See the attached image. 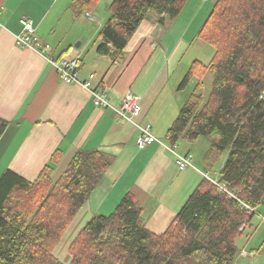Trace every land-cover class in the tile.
Listing matches in <instances>:
<instances>
[{
    "label": "trees",
    "instance_id": "trees-1",
    "mask_svg": "<svg viewBox=\"0 0 264 264\" xmlns=\"http://www.w3.org/2000/svg\"><path fill=\"white\" fill-rule=\"evenodd\" d=\"M187 1L113 0L96 53L118 60L144 20L154 19L164 30ZM99 2L72 0L69 8L77 17L90 14ZM200 29L198 37L215 53L207 65L193 62L179 83L178 90L192 77L197 80L165 139L169 146L207 139L205 172L225 155L215 179L258 208L264 201V0H215ZM206 72L212 73V88L203 100ZM6 127L0 118V137ZM109 166L105 154L79 150L56 181L50 166L33 182L4 172L0 264H65L55 250ZM251 218L203 179L169 227L155 234L145 227L134 197L125 194L110 215L93 216L78 231L68 246V264H233L236 240L251 227Z\"/></svg>",
    "mask_w": 264,
    "mask_h": 264
},
{
    "label": "crops",
    "instance_id": "crops-1",
    "mask_svg": "<svg viewBox=\"0 0 264 264\" xmlns=\"http://www.w3.org/2000/svg\"><path fill=\"white\" fill-rule=\"evenodd\" d=\"M112 1L107 0L108 7ZM59 3L0 0V118L7 122L0 137V176L11 171L33 182L50 166L52 180L56 181L77 151H99L108 157L110 166L65 235L73 229L74 238L91 217L110 215L125 194H131L142 210L145 227L160 234L204 179L203 157L209 146L204 143L203 156L193 159V168L183 171L158 143L137 148L139 133L132 124L120 120L110 109L95 107L85 89L63 83L43 56L17 46L14 36L21 32L19 20L29 18L36 28L38 44L49 47L47 54L56 59L78 57L79 79L86 81L94 74L91 85L100 87L112 105L119 106L127 93L139 97L140 113L133 121L140 126L149 124L154 137L168 145L165 135L178 114L171 104L176 96L166 91V77L161 75L162 34H167L171 22L162 30L154 19L144 20L120 58L112 61L96 53L92 40L108 18L109 8L105 13L95 8L93 18L85 15L87 20L92 19L95 32L83 40L84 44L80 36L71 44L66 37L55 35L53 25L43 32L47 17L54 9L58 12ZM76 43H80L78 48L74 47ZM198 142L189 144L181 139L175 146L179 150L184 143L198 146ZM187 153L193 157L188 147L179 154ZM63 239L55 255L66 263L72 239L61 251Z\"/></svg>",
    "mask_w": 264,
    "mask_h": 264
},
{
    "label": "rangeland",
    "instance_id": "rangeland-1",
    "mask_svg": "<svg viewBox=\"0 0 264 264\" xmlns=\"http://www.w3.org/2000/svg\"><path fill=\"white\" fill-rule=\"evenodd\" d=\"M213 2V0H188L181 13L171 22V25L167 29V34H162V37H165L162 38L161 75H163V78L166 77V91L174 92L176 96L175 98H171V104L172 108H177V113L187 100L188 95L194 90L195 82L197 81L195 77H192L182 89L178 90L179 83H181L191 64L194 60H197L204 65H207L215 53L212 46L198 37V32L201 30V26L212 10ZM107 4V0H100L96 8L101 11L103 10L105 13L109 8ZM59 5L58 12L54 9L47 17L46 22L43 25V32H46L48 27L53 25L56 28L55 35L66 37V40H69L71 44H73L72 40H74L76 36H80L83 41L94 34L95 28L92 25V19L87 20L84 13L77 17L72 15L69 8L71 0H60ZM64 6L65 9H63ZM90 16L93 18L92 12H90ZM98 32L92 39L94 42L93 44L96 45ZM56 39L57 38L55 37L53 41ZM93 47L95 48L94 45ZM201 82L200 94L203 96V100H206L212 88V73L206 72ZM180 141L181 140H179V142ZM198 143H200L198 146L184 143L182 144V147H179V150H177V148L176 150L180 153L183 152L184 148L188 147L193 154L192 158L199 160V158L203 156L204 143L208 147L209 141L205 138H200ZM222 156L223 157H221L209 175L212 179L216 178L217 172L224 162L225 155ZM56 178L57 176L54 177V179ZM256 212L262 214L264 212L262 206H259L256 209ZM250 226L251 227L246 228L242 235L236 240L238 253L233 264H264V223L261 222L257 215H253L250 220ZM74 234L73 229H71L67 235H65V238L60 245L61 251L64 248L66 249L67 244L73 238ZM242 250L245 255L239 256L241 255ZM68 263L69 258L65 264Z\"/></svg>",
    "mask_w": 264,
    "mask_h": 264
},
{
    "label": "built area",
    "instance_id": "built-area-1",
    "mask_svg": "<svg viewBox=\"0 0 264 264\" xmlns=\"http://www.w3.org/2000/svg\"><path fill=\"white\" fill-rule=\"evenodd\" d=\"M88 18H90V14H86ZM19 24L21 26V32L14 36V40L17 46L34 51L41 56H43L46 61L55 69L57 74L59 75L60 80L65 84H75L81 86L85 89L90 96L92 97V101L95 107H100L104 109H110L120 120L128 122L132 124L138 130V138L136 140V146L139 149L144 148L150 143H158L161 147L167 149L175 159V164L178 170L183 171L187 168H193L192 164V155L191 154H179L176 151V146H169L162 141L158 140L151 133V126L149 124L140 126L136 122L133 121V117L136 116L139 112V97L127 93L123 98L122 102L119 106H114L110 103L107 95L104 93L100 87H93L91 85V81L94 78V74H90L86 81H81L78 77L79 70V58L75 56L70 57H61L59 59L54 58L53 56H49L47 54L49 47L48 46H40L37 41L36 36V28L29 18L22 17L19 20ZM1 27V26H0ZM201 175L204 179L208 180L210 183L215 185L219 191L223 192L228 198L237 201L244 211H246L249 215H257L261 222L264 223V212L262 214H258L256 212V207L250 206L238 199V197L228 191L224 185L219 184L216 179H212L207 172H201ZM262 208L264 210V201L262 203ZM243 228V227H242ZM241 255H245L244 252Z\"/></svg>",
    "mask_w": 264,
    "mask_h": 264
},
{
    "label": "water",
    "instance_id": "water-1",
    "mask_svg": "<svg viewBox=\"0 0 264 264\" xmlns=\"http://www.w3.org/2000/svg\"><path fill=\"white\" fill-rule=\"evenodd\" d=\"M79 45H80V43H76L74 47H75V48H78Z\"/></svg>",
    "mask_w": 264,
    "mask_h": 264
}]
</instances>
